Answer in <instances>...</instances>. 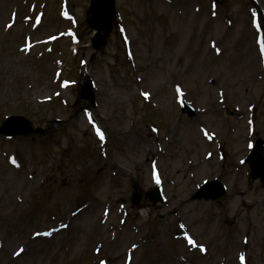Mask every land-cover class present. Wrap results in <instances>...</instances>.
Listing matches in <instances>:
<instances>
[{"label": "rangeland", "instance_id": "374dc122", "mask_svg": "<svg viewBox=\"0 0 264 264\" xmlns=\"http://www.w3.org/2000/svg\"><path fill=\"white\" fill-rule=\"evenodd\" d=\"M89 6L0 0V126L48 130L0 137V264H264V184L243 164L264 139V0H117L95 58ZM208 153L198 184L179 174ZM213 180L226 197L191 200Z\"/></svg>", "mask_w": 264, "mask_h": 264}, {"label": "water", "instance_id": "95a60500", "mask_svg": "<svg viewBox=\"0 0 264 264\" xmlns=\"http://www.w3.org/2000/svg\"><path fill=\"white\" fill-rule=\"evenodd\" d=\"M115 8V0H92L87 24L92 30L97 31V35L92 40L93 46L97 52L107 47V41L113 28V22L116 19ZM81 99L89 100L92 104L95 103L93 85L90 79L82 90ZM184 112L192 117L195 115L194 111L187 105H185ZM44 132L45 131L42 129H36L34 124L21 117L9 118L0 129V134L5 137H27L30 134L42 135ZM256 155H262L264 157V146L261 142H259L258 148H256L255 154L251 156L249 162L253 170V179L261 178L264 181V164H259L254 161L253 158ZM223 196H225V191L222 186L213 182L206 185L198 195L194 197V200L204 199L207 201H217ZM141 199V195H134V203L136 205H140ZM150 200L154 205L161 200L158 190L154 195L150 196Z\"/></svg>", "mask_w": 264, "mask_h": 264}, {"label": "bare ground", "instance_id": "6f19581e", "mask_svg": "<svg viewBox=\"0 0 264 264\" xmlns=\"http://www.w3.org/2000/svg\"><path fill=\"white\" fill-rule=\"evenodd\" d=\"M202 127L206 128V126H204V125ZM147 148L150 149L151 147L148 146ZM213 156H214L213 153H208L201 162H198L197 160H193L192 159L188 163V167L186 169L182 170V171H179V174L185 176V178H187V179L190 178L192 185L198 184L199 181L201 179H203V177H204V165L206 163H208L209 161L212 162L213 161ZM154 159H155L154 156H151V157L147 156L146 159H145V163L149 164V162L151 163ZM106 177H109L108 174L106 175ZM182 203H183V205H185L184 202H182ZM248 206H249V208H251V207H253V204H249ZM177 214H178V212H177ZM183 226H184L183 222L179 220L177 222V227L178 228H183ZM137 228L141 231L140 227H137Z\"/></svg>", "mask_w": 264, "mask_h": 264}, {"label": "snow or ice", "instance_id": "6c2138e0", "mask_svg": "<svg viewBox=\"0 0 264 264\" xmlns=\"http://www.w3.org/2000/svg\"><path fill=\"white\" fill-rule=\"evenodd\" d=\"M8 27H9V28H11V27H12V25H11V24H9V25H8ZM98 134H99V133H98ZM101 138H102V137H101ZM157 183H159V179H158V178H157ZM241 259H243V258H241ZM102 264H103V262H102Z\"/></svg>", "mask_w": 264, "mask_h": 264}]
</instances>
